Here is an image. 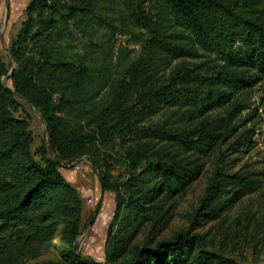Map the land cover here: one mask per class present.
<instances>
[{
	"label": "trees",
	"instance_id": "obj_1",
	"mask_svg": "<svg viewBox=\"0 0 264 264\" xmlns=\"http://www.w3.org/2000/svg\"><path fill=\"white\" fill-rule=\"evenodd\" d=\"M94 27L138 54L78 53ZM256 86L264 96V0H29L0 53V264H246L195 230L263 184L228 165L253 148L242 114ZM34 113L46 130L35 150ZM80 157L114 194L103 261L74 250L82 201L60 167ZM211 160L188 225L158 238ZM146 224L152 237L137 239ZM58 227L59 255L39 259Z\"/></svg>",
	"mask_w": 264,
	"mask_h": 264
},
{
	"label": "rangeland",
	"instance_id": "obj_2",
	"mask_svg": "<svg viewBox=\"0 0 264 264\" xmlns=\"http://www.w3.org/2000/svg\"><path fill=\"white\" fill-rule=\"evenodd\" d=\"M28 2L29 0H0V33L3 35V42L0 39V53L6 60L9 38L18 28ZM90 35L85 41L76 44L75 50L78 53L85 52L88 56L97 58L111 44H114L115 50L121 45L128 46L133 49V55L138 54L140 49L138 44L127 41L128 36L111 37L109 30L94 27ZM7 83L10 84V81ZM251 97L254 108L248 110L249 112L245 111L242 115L251 113L246 127L251 130L249 133L253 148L247 152L241 151L229 155L228 160H231L228 165L232 170L244 167L256 171L263 184L255 192L245 195L222 221L207 222L195 231L204 234L209 249L222 252L237 261L243 258L246 264H264V96L260 86L254 88ZM31 128L34 135L32 148L35 150L44 136L43 124L36 113L32 116ZM90 163L87 158L80 157L60 167V172L77 189L82 201L83 228L74 243L75 250L93 260L103 261L107 230L112 222L115 207L114 194L108 191L101 192L99 173L97 171L96 174L92 170ZM212 171L211 160L204 174L176 198L171 210V218L157 235L158 238L171 236L188 225ZM113 172L117 176L120 170L114 169ZM95 208L96 212L89 222ZM151 237L149 224H146L142 231H138L136 236L139 240ZM61 244L60 227H58L51 244L44 248L39 259L57 257Z\"/></svg>",
	"mask_w": 264,
	"mask_h": 264
},
{
	"label": "water",
	"instance_id": "obj_3",
	"mask_svg": "<svg viewBox=\"0 0 264 264\" xmlns=\"http://www.w3.org/2000/svg\"><path fill=\"white\" fill-rule=\"evenodd\" d=\"M0 39L3 42V35H2V33H0ZM8 76H9V74L6 77H4V79H3L4 82H6ZM39 118H40L41 123H43L40 116H39ZM43 135L46 136V130H45V127L44 126H43ZM45 144H46V148H47L48 152L50 153V155L53 156L52 149H51L50 144L48 143L47 140H45ZM76 162H80V160H76ZM90 165H91L92 170L97 174V170H96L95 166L93 164H91V163H90ZM99 182H100V180H99ZM100 190H101V192L103 191L102 190L101 183H100ZM95 212H96V208L94 209L93 214L91 215V217L89 219V222H91L92 217L95 214ZM75 248H76V244L74 245V250H75Z\"/></svg>",
	"mask_w": 264,
	"mask_h": 264
}]
</instances>
